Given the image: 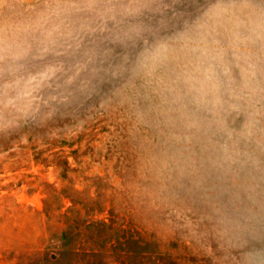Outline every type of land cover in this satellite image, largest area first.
Masks as SVG:
<instances>
[{
	"label": "clouds",
	"instance_id": "9594fccd",
	"mask_svg": "<svg viewBox=\"0 0 264 264\" xmlns=\"http://www.w3.org/2000/svg\"><path fill=\"white\" fill-rule=\"evenodd\" d=\"M94 126L158 235L264 264V0H0V139Z\"/></svg>",
	"mask_w": 264,
	"mask_h": 264
},
{
	"label": "rangeland",
	"instance_id": "374dc122",
	"mask_svg": "<svg viewBox=\"0 0 264 264\" xmlns=\"http://www.w3.org/2000/svg\"><path fill=\"white\" fill-rule=\"evenodd\" d=\"M106 130L0 139V264H207L139 218L126 158L93 151Z\"/></svg>",
	"mask_w": 264,
	"mask_h": 264
}]
</instances>
